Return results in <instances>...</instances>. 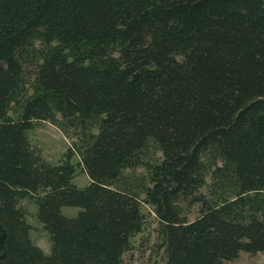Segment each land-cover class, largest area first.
<instances>
[{"label": "trees", "instance_id": "1", "mask_svg": "<svg viewBox=\"0 0 264 264\" xmlns=\"http://www.w3.org/2000/svg\"><path fill=\"white\" fill-rule=\"evenodd\" d=\"M143 204L155 264L264 252V0H0V264H122Z\"/></svg>", "mask_w": 264, "mask_h": 264}, {"label": "rangeland", "instance_id": "2", "mask_svg": "<svg viewBox=\"0 0 264 264\" xmlns=\"http://www.w3.org/2000/svg\"><path fill=\"white\" fill-rule=\"evenodd\" d=\"M30 143L36 148L50 163H57L67 152L71 139L65 136L54 124L44 120L28 131ZM71 161L76 164L77 172L73 178V183L78 187H84L89 179L82 167L78 165L79 158L73 156ZM27 211L28 222L32 225L31 237L33 241L44 251H49L48 234L42 224L35 216L36 205L28 200L23 201ZM78 207H63L65 215L72 216L78 212ZM145 215V223L142 231L132 238V249L123 255L122 264H155L161 263L164 259L163 249L157 247V225L158 221L155 213L147 204L141 208ZM192 217V216H191ZM231 264H264V252L249 253L240 251L238 256L230 261Z\"/></svg>", "mask_w": 264, "mask_h": 264}]
</instances>
